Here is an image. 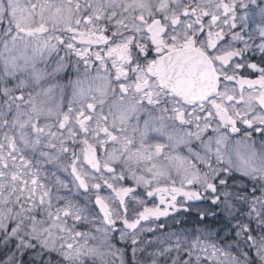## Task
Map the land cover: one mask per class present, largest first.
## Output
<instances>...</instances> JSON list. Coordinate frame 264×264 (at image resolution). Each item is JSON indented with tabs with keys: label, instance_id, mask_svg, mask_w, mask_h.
<instances>
[{
	"label": "rangeland",
	"instance_id": "374dc122",
	"mask_svg": "<svg viewBox=\"0 0 264 264\" xmlns=\"http://www.w3.org/2000/svg\"><path fill=\"white\" fill-rule=\"evenodd\" d=\"M184 1L181 0V2ZM258 1L264 7V0ZM89 3L93 5L95 14L91 9L86 10L85 3L75 4L71 0H52L51 2L48 0H0V20L9 19L14 26L24 30L46 28L44 35L37 36L19 35L16 30L6 27V37L3 38V42H0V79H5L6 82L12 84L13 88L21 91L22 95L24 92L33 91V96L37 100H50L51 97L60 94L61 96H57V106H62L63 115L67 119L63 118L62 121L67 134L64 132L54 137L55 142L62 144L64 140V143L59 148L60 152L52 153L55 155L52 156L46 149V141L49 137L44 134L34 136L30 127L31 122L20 124L17 129L12 122L1 124L7 118L0 115V133H3L0 135L2 151L6 153L9 150L12 138L15 137L16 141V150L8 152L7 158L4 157L5 167L0 166V176H2L0 187L5 186L8 192L2 191L4 199L0 197V205L6 202L7 211L11 216L15 213L13 204L22 202L24 205L26 204L24 198L32 197L30 204L32 208H21L15 226L8 231L9 238L16 243L17 250L14 252L16 254L23 251L24 245H27L25 243L27 235L31 233L30 238H35L52 250L56 249L55 251L60 252L61 259L68 260L72 264H85L86 262L89 264H128L126 250H130L132 264H150V261L142 263L141 260H148L153 248L144 251L143 256L138 253H141L140 243L143 242L141 235L149 231L148 228L153 223L141 227V225L132 224V220L139 218V213L143 208L156 207V203L147 200L145 196L147 191L158 187L157 183L152 181L155 177L152 178L151 168L161 169L154 173L157 174V179L158 173L161 175V172L165 181L170 178V188L175 185L182 190L187 183L203 187L205 183L206 185L211 184L210 182L214 179L212 177L217 173L210 167L205 168L208 160L211 162L218 160L222 166L220 171L226 168L230 172H241L243 168L247 169L246 172H251L252 169L257 170L262 167L264 144L261 136L255 134L257 129L255 125L251 131L231 137L222 132L218 121L212 117L206 120L190 121L170 112V153L162 154L161 159L157 160V156L150 150L141 151L140 149L137 152L133 149L135 147L125 148L126 142L129 141V127L134 115L137 114L135 108L128 110L121 106L122 100L119 93L114 96L119 98L117 105L111 108L102 106L106 98L112 97L110 95L111 85H109L110 76L108 74L87 75L85 67L82 66L83 58H80L75 50H73V55L69 51L55 53L53 49L65 43L73 45L75 41L74 37L63 40L62 35L58 34L59 28L64 24L66 28L72 29L74 23L80 18L90 19L86 21L88 24L81 21L84 27L80 28L91 31L97 27L94 25L96 24L94 20L98 19L97 22L107 25L106 27L113 34L115 42L110 44L109 49L118 48L119 50L122 47L132 46L135 40V30L142 38L136 39V42L142 41L143 44L149 41L151 37L146 30L150 23L159 24L158 22L162 20L170 31L171 0H105L104 2L89 0ZM119 23H123L122 27ZM93 42L99 44L97 41ZM165 43L166 49L170 50V38ZM83 48L80 50H84ZM156 49H153L154 53L160 50L158 47ZM152 63V60L151 64L148 61L146 65H143L144 68H140V71L147 75V69ZM116 68L122 70L120 63L114 64L113 71ZM131 70L136 71L135 65ZM65 72L68 78L64 84H60V79ZM59 91L62 92L59 93ZM64 97H68L65 105L62 100ZM95 99H101V112L109 113V118L112 120V129H109L113 141L107 142V136L95 138L92 134L86 136L85 139L93 149H96L100 165L104 168H111V173H106L104 169L95 173L85 163L84 150L76 144L78 133H80L78 120L74 116L76 107L77 112L81 106H84L86 110L89 103H97ZM50 111L55 115V110L50 108ZM38 117H43V114H38ZM46 121L49 123L48 119ZM94 121L96 125H99L100 116H96ZM41 124L46 127L45 120ZM104 124H107V120ZM51 127L47 131L51 130ZM47 131L46 134H48ZM75 144L76 148H74ZM140 155L144 156L143 166L138 162ZM18 159L19 163L16 162ZM71 165L75 166L87 181L91 190L89 196L81 195L70 177ZM15 168L21 171L20 175L17 173L18 183L13 180ZM102 181L109 184L108 189L102 187ZM96 186L100 187V193L95 192ZM12 190H14L13 197ZM111 190L123 193L125 202L121 204ZM96 195L110 206L112 220L117 226H115L116 231L107 228L95 210ZM224 197L228 196L225 194ZM217 198H214L212 204L206 201V204L191 205L182 201L181 207L186 206V211H188L167 218L164 224L173 227L185 223L188 220L187 214L192 211L196 213L208 211L209 207L216 201L218 202ZM42 202L46 203V210L43 209L40 213L38 205ZM65 215L69 217L62 220ZM120 220L124 222V225L128 223L127 229L120 227ZM31 221L36 224L35 227H30ZM5 224L2 230L5 229ZM81 230H84V233L77 235ZM122 230L131 232L130 240L133 241L125 248L123 245L115 244ZM158 236L159 238L151 246L154 248L162 246L164 249L162 251L154 249L155 255L151 259H158V254L169 253L173 246L184 250L185 247L189 248L187 241L173 239L174 234ZM120 243L125 245L126 241ZM205 243L209 241H201L204 247ZM233 246L231 245L230 248L233 249ZM260 247L258 246L257 249ZM236 250L239 251V249ZM120 251H122L121 254ZM151 263L158 264L155 261Z\"/></svg>",
	"mask_w": 264,
	"mask_h": 264
},
{
	"label": "flooded vegetation",
	"instance_id": "af4514ba",
	"mask_svg": "<svg viewBox=\"0 0 264 264\" xmlns=\"http://www.w3.org/2000/svg\"><path fill=\"white\" fill-rule=\"evenodd\" d=\"M158 23L157 25L149 24L154 27L149 32L152 34L149 41L143 44L142 41L136 42L132 46L122 47L119 50L117 47V49H109L110 44L115 41L107 27H96L91 29V32L80 27L74 29L75 41L71 48L77 46L75 51L80 58H83L82 66L85 67L87 75L108 74L110 76V95L112 96L106 98L103 105L101 99H95L97 103H89L86 110L84 106H81L77 112L76 107L74 116L78 120L77 125L80 131L78 134L82 136L80 142L77 141L76 144L84 150V154L88 152L96 154V149H93L85 139L90 134L95 138L107 136V142L113 141L110 133L112 120L109 118V113L101 112V105L108 108L117 105L119 98L114 96L118 93L122 100L121 106L128 110L135 108L137 113L129 127V141L126 142L125 148L135 147L133 149L137 152L140 149L141 151L150 150L157 156V160L161 159L162 154L170 153V112L190 121L206 120L212 117L218 121L215 122L218 123L222 132L231 137L251 131L255 125L257 128L255 134L261 136L264 144L263 5L258 0H185L184 2L171 0L170 31L165 22L161 20ZM89 33L98 34L101 37L87 39ZM139 35L135 33V39L140 40L141 35ZM169 38L170 51L193 46L209 56L217 77L215 95L209 96L199 104L184 103L158 84L153 71L157 58L168 51L165 42ZM85 46L86 48H83ZM155 47L160 49L158 53H154L153 49L157 50ZM81 48L84 50H80ZM151 60L153 66L147 69L146 75L140 71V68H144L143 65H146L148 61L151 64ZM119 63L122 70L116 68L113 71L114 64ZM133 65L136 71L131 70ZM61 82L60 84H63ZM57 100V97H51L50 100L37 101L36 98L31 97L29 91L26 92L24 118L26 121L39 123L36 126L37 130L34 131L35 134L42 136L44 134L54 139L65 132V124L62 122L65 118L63 108L60 105L57 106ZM62 100L65 105L68 97ZM50 108L55 110V115L51 113ZM38 114H43V117H38ZM96 116H100L99 125L94 123ZM41 119L45 120L46 127L42 126L41 123L44 120ZM105 120L107 124H104ZM50 127L51 130L47 131ZM58 144L59 142L54 143L53 150L60 148ZM143 160L144 156L140 155L138 162L141 166L144 165ZM120 167L123 168L121 165ZM101 169L103 167H100ZM159 169V167L151 168L152 178L155 177L152 181L157 183L158 187L145 193L146 199L156 203V207L143 208L139 213L142 220L138 218L134 221L137 225L151 221L162 223L173 213L181 211L178 206L181 197L187 201L199 198V196H190L188 192H183L179 196L170 193V178L165 181L161 171V175L158 173V179L157 174H154ZM162 180L163 183H161ZM102 185L109 184L102 181ZM123 197V193L117 194V198L125 202ZM148 229L152 232H158V230L163 232L170 227L162 225L158 228L152 225ZM149 245V243L144 244V246ZM167 260L170 261V259ZM142 261L149 262L145 259Z\"/></svg>",
	"mask_w": 264,
	"mask_h": 264
},
{
	"label": "trees",
	"instance_id": "16d2710c",
	"mask_svg": "<svg viewBox=\"0 0 264 264\" xmlns=\"http://www.w3.org/2000/svg\"><path fill=\"white\" fill-rule=\"evenodd\" d=\"M104 1L101 0V2ZM71 2L75 4L77 2L80 4L85 3L86 10L91 9L95 14L94 7L89 3V0H71ZM6 27L17 31V27L14 26L12 21H9V19L7 21L2 20L0 22V42H3V38L6 36ZM18 95V92L8 85L5 79H0V115L7 118L1 124L12 122L17 129L20 124L25 123L23 122L24 116L22 114L16 115L18 111L15 110V104L12 105L11 100L14 101ZM4 111L6 113H3ZM0 135H3V133H0ZM10 142L12 146L8 147L9 150L5 153V156L8 155V152L14 151L16 147L15 137ZM0 152L4 153L1 150V145ZM251 172H246L245 169L239 173H229L222 170L219 177H215L216 192L208 200L212 204L214 198L219 197V199L217 198L218 202L216 201L217 203L215 202L209 207L208 211L211 215L204 217L190 215L185 223L170 227V235L174 234L176 236V238L174 236L172 238L187 241L189 248L185 247L184 250L176 246L171 247L170 255H157L159 259H162L158 264H264V257H262L264 253V169L260 175ZM259 176L262 177L258 178ZM2 191L3 187H0V196ZM13 192L14 190L11 192L12 197ZM225 194L228 197H224ZM24 199L26 202L24 205L22 202L13 204L15 213L11 216L7 211L8 204L3 202L0 205V264H72L68 260L61 259L60 252L55 251L56 249L52 250L48 246L45 247L39 241L35 243V239L30 237L27 239L31 241L29 248H24L19 254L14 253L17 250L16 243L9 238L8 231L15 226L21 208H32L30 207L32 197L26 196ZM224 202L228 203L222 204ZM45 204V202H42L38 205V212L42 213L41 210H46ZM28 210L32 211L31 209ZM68 215L62 217V220H66L69 217ZM4 224L5 229L2 230ZM35 226L36 224L31 221L30 227ZM162 234L166 235L168 233ZM130 236L129 232L125 234L126 243H129ZM157 238H159L158 233L154 234L153 232L143 236L145 243H152ZM202 240L209 241V243H205L206 246L204 247L201 245ZM196 244L198 246H195ZM231 245L233 249L230 248ZM258 246L261 247L257 249ZM149 248L152 249L144 246L141 248V252ZM236 249H239V251ZM129 251L125 252L127 258H131ZM156 251L162 250L156 248ZM121 252L119 253L121 254ZM154 252L153 248L152 255L149 258L155 255ZM166 259H170V261ZM85 264H89V262Z\"/></svg>",
	"mask_w": 264,
	"mask_h": 264
},
{
	"label": "water",
	"instance_id": "95a60500",
	"mask_svg": "<svg viewBox=\"0 0 264 264\" xmlns=\"http://www.w3.org/2000/svg\"><path fill=\"white\" fill-rule=\"evenodd\" d=\"M154 76L162 87L184 102L200 103L217 92V79L210 59L192 46L162 55L157 61ZM86 163L98 170L94 154L86 157ZM71 174L80 189L87 193L89 188L74 167ZM95 205L105 223L111 225L109 206L102 199H97Z\"/></svg>",
	"mask_w": 264,
	"mask_h": 264
}]
</instances>
